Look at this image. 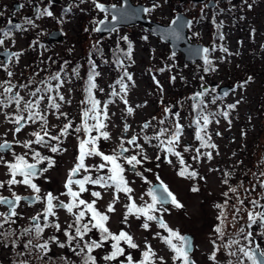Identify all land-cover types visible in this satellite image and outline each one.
I'll list each match as a JSON object with an SVG mask.
<instances>
[{"label": "rangeland", "instance_id": "374dc122", "mask_svg": "<svg viewBox=\"0 0 264 264\" xmlns=\"http://www.w3.org/2000/svg\"><path fill=\"white\" fill-rule=\"evenodd\" d=\"M117 1L121 0H57L54 3L50 0H0V38L5 41L1 46L6 48L4 51L22 53L18 60L13 56L8 63L4 60L0 61V83L10 81L16 86L14 92H19L27 101L36 99L29 94L37 87L41 88L43 93L46 83L42 82H50L54 90L51 93H44L45 100L40 104V110L47 116V130L50 135H59L60 129L69 120L73 125L69 130L70 134L62 136L57 142L62 149L57 153L50 152L48 146L36 144L32 145V149H26L22 143H19L17 149L27 154L26 158L29 161H33L32 152L36 150L43 153L41 156L51 157L55 161L54 166L48 168L47 172L35 178L36 184L41 189L39 194L42 197L52 188L53 193L60 194L62 201L65 202L68 196L62 194L66 193L65 183L70 170L77 163L78 138L84 137L82 131L73 133L72 129L81 125L82 110L88 106L86 103V105L81 103L86 101V96L81 94L79 89L82 90L85 83L84 77L87 75L89 62L97 60L101 63L103 60V64L107 65L100 66L97 96L100 98L101 108L108 101H112L108 103V120L105 121L107 127L104 129L111 138L104 140L101 137L100 149L102 148L105 154H111L117 149L122 136L129 139L135 135L139 137L137 143L144 148V152L138 158H142L143 155L148 157L141 165H137L136 171L130 169L123 160L120 161L125 167L124 176L132 192L119 193V200L114 205L115 211L108 213L110 217L107 222L108 228L116 234L121 230L127 231L133 237L134 242L140 247L130 249L125 244L124 248L126 254L132 255L134 261L141 259L142 250L146 244H150L157 256L164 258L162 264H180V261L173 260V251L160 238V236H168L169 233L166 229H161L156 221L149 222L150 228L147 230L142 228L145 220L142 215L137 217L136 214H130L127 223L124 222L127 213L125 206L131 202L129 196L137 206H145L152 202L148 194L152 186L156 182H163L183 207L177 208L170 203L164 205L167 211L154 214L158 217L162 216L165 223L181 235L187 232L194 234L195 247L191 256L195 264H230V262L237 264V257L240 254L230 256L228 253L235 252L239 245H232L230 249H226L225 245L230 240L239 239L241 244H245L247 242L243 236L250 230L253 232L251 237L253 244L250 246L259 244L264 248V235L261 234L262 229L259 225L248 228V211L253 210L250 201L257 200L264 205V187H261V182H264V175H261L264 173V0L259 2L254 0L255 3L249 0L246 5L245 3L233 4L230 7L225 5V11L218 9L217 13L210 12L209 8L201 5L186 4L188 14L186 15L192 18V25L195 22L190 31V39L194 43H203L210 49L207 55L212 61L211 68L215 70L209 71L204 70L209 66L202 61L186 62L180 52L173 54L167 42L153 35L142 25L119 26L102 36L95 30L97 24L102 18L111 19L112 16L108 11L98 9L96 3L117 5L114 4ZM141 1L148 2V0ZM17 2L22 6L14 10L13 6ZM36 3L41 8L38 14L34 13ZM171 5L172 3H168L167 0H159L156 9L146 16L167 23L169 18L167 14ZM45 11H50L53 15L42 14ZM12 18H17L16 22ZM29 19L33 24L28 23ZM16 25L21 27L16 28ZM54 28L60 29L65 39L60 42L48 41V33ZM5 31H10L11 35L4 37ZM146 31L147 42L143 38ZM125 37L127 39H124ZM130 47H133V59L130 58L129 63H126L125 70L132 79L128 80L127 77L125 79L127 84L125 94L121 92L120 85L114 82L117 70L115 61L117 54ZM213 47L215 51H211ZM223 49H227V52ZM108 64L111 66L108 67ZM167 66H170L171 70H166ZM122 70L124 68L118 71ZM8 71L13 73L11 77L7 75ZM57 73L64 81L58 89L59 94L65 97L64 101L59 100L55 90L58 81L50 79ZM249 77L252 78L251 81L243 88L238 87ZM21 85L27 87L21 88ZM223 85L230 86L227 95L221 94L219 100L213 102L214 94L217 95ZM113 89L120 95L108 100L112 96ZM198 90L205 94L193 100L192 96ZM0 92H3V88H0ZM49 95L56 96L57 102L61 104L59 111L67 113V118L57 119L56 110L47 108ZM121 95L127 99V105L120 98ZM199 101L203 103L205 114L208 109L217 114L206 130L211 137L210 143L215 144V148L202 147L195 138L197 129L188 111L190 105L195 106ZM230 104H235L236 107L229 109L227 106ZM21 106L23 107V102ZM127 107L134 109L132 114L127 113ZM165 109H171V112H166ZM8 110L10 115L15 113V105L10 106ZM224 111L228 112L227 118L219 114ZM176 113L178 115H174ZM217 120L219 123L216 122ZM146 122H150L147 129L143 128ZM176 123L183 126L176 151L183 155L184 165L180 164L179 158L173 155H168L166 158L165 152L158 147L156 149L155 145L158 144L156 139H153L151 144L143 139L145 135L154 137L162 128L172 130ZM125 124L130 126L126 133ZM13 127L14 125L9 122L1 126L0 130L8 132L9 137L13 138ZM40 130L39 122L29 124L16 139L21 142L34 140L35 137L31 133ZM167 135H170V131L166 133ZM166 136L161 139H166ZM125 146L130 148L129 153L125 155L139 153V149L127 144ZM185 147H189L190 150L185 151ZM197 148L200 149L199 158L194 160L192 157L197 156L195 151ZM208 152H211V159L205 155ZM158 155L159 160L156 159ZM14 159L15 156L9 154L10 162ZM168 159H171V164L168 163ZM45 161L40 164V168L48 166V161L47 163ZM86 161V168L94 167L89 173L92 178L97 174L99 176L109 174L108 168L101 170L96 167L103 163L101 157L89 156ZM182 167H187L189 172L195 171L198 175L192 178L181 177L178 172ZM137 171L141 174L138 175ZM5 173L4 167L0 168V177L7 180L8 175ZM86 186L88 189L81 194V198L88 202L96 200V208L102 213L107 212L108 204L113 200L114 186L107 189L91 183ZM94 186L100 187V198L95 199L91 195L96 190ZM193 187L198 188L199 191H192ZM231 188H235L236 191H230ZM12 192L22 194L33 191L28 186L20 190L13 185L9 189V193ZM240 200L244 203L240 204ZM22 205L13 223L21 230L14 233L11 224L8 232L12 235L6 240L4 236H0V242L12 243L22 236L23 244L16 243L19 247L13 244L12 249L0 246V264H21L22 261H26L27 264H65L62 258H67L71 264H81L80 257L75 254L66 255L65 248H60L55 243L49 244L51 253L43 255L42 259L38 258L39 253L35 248L29 252L24 247L29 240H32L33 244L43 243L50 237L56 236L61 242H66V237L63 230L57 231L51 226L44 229L40 237L42 239L39 240L35 237L34 231L22 235L23 230L31 226V217L43 210V208L38 210L34 205L25 206V203ZM217 205L223 207L218 208ZM237 209L239 212L236 211ZM255 210L264 211V208ZM56 213V217L53 218L60 223L61 229L66 228L71 220L70 213L63 208H57ZM221 213H224L223 237L215 231V228L221 224V220L218 219ZM42 220L41 218L42 225L47 223ZM242 227L245 233H240ZM158 232L160 236L156 235ZM91 236L89 233L88 237ZM174 242L178 243V241ZM217 246L219 251H216ZM110 250L109 245L104 249H98L97 264H119L120 260L125 259L121 256L117 261H105L103 257ZM14 252L18 253L15 258ZM214 252L215 261L210 259ZM245 264H250V261H246Z\"/></svg>", "mask_w": 264, "mask_h": 264}, {"label": "snow or ice", "instance_id": "6c2138e0", "mask_svg": "<svg viewBox=\"0 0 264 264\" xmlns=\"http://www.w3.org/2000/svg\"><path fill=\"white\" fill-rule=\"evenodd\" d=\"M158 5H153V8H145L143 9L144 12H150L155 9ZM96 7L100 9L101 11L107 12V9L105 5L101 3H96ZM250 7V5H249ZM44 15L52 16V12L45 11L42 13ZM113 19H116L115 16H113ZM179 17H177V20ZM177 20H173L172 23L176 24ZM29 24H33L32 20H28ZM103 23V22H101ZM190 26V22H189ZM16 28H20V25H16ZM96 31H100V28L95 29ZM11 35L10 31L3 32L4 37H8ZM174 37H179V32H177L175 29L169 34ZM223 37L221 36V39ZM124 39H127L125 37ZM4 39H0V45L4 44ZM204 55V62L209 67H205V71L209 70H215L211 68L212 61L208 59V53L210 49L204 48L203 50ZM211 51H215V48L211 49ZM223 51L227 52V49H223ZM22 55V53L16 52L11 53L9 59L11 57H16L18 60L19 57ZM130 55V53H129ZM122 64V62H120ZM6 68V66H5ZM163 71V69H161ZM7 75L11 77L13 75L12 72L8 71ZM99 75V73L95 72V66L93 64L92 71L90 72L88 82H87V88L85 89L87 93L86 101H82V104H87L88 106L83 108L82 110V123L81 125L77 126L74 130L75 132L79 133L82 130L87 134L86 139H80L78 143V151L79 155L77 157V163L74 165V167L70 170L68 179L65 183L66 193H63L62 195H67L71 197L70 202L65 203L64 201L60 200L59 197H56L53 195V193L48 192L45 196L41 197L39 193L41 192L40 187L34 182V179L44 172L48 171V168H51L54 166L55 161L51 157H44L41 156V153L39 151H33L32 156L35 162H29V160L26 158L27 154L24 155H15L14 161L8 162L4 161L3 156H0V163H4L6 167L8 168L10 178L5 181H0V188H3L5 186V183L8 185L9 188L13 185L17 184H23L28 186L32 189L34 195L31 197H22L18 194L13 193V198H8L4 196H0V204L8 205L9 211L5 213H0V228H3L5 224L14 223V217L18 215L16 208L19 205L21 200H26L29 203H36L43 201L44 202V208L42 212L37 213V215L31 217L32 224L29 228H26L23 230V234L32 233L35 232V237L37 240L41 237L43 231L47 227H54L57 231L63 230V233L66 237V242H61L58 237L52 236L49 238L48 241H44L43 243H35L33 244L32 240H29L27 244L24 245L26 249L31 252V249L35 248L38 250L39 256L38 258L42 259L43 255L47 254L50 250L49 244L55 243L60 248L68 247L71 252H73L75 255L79 256L81 258V264H97L96 256L93 255V251L95 249L102 248L104 243L107 241H111V249L112 251L105 255L103 259L107 262H113L117 261L119 257L123 256L125 257L124 260H120L119 264H162L163 257H158L156 252L152 249V246L150 244H146L145 248L141 252V259L138 261H134L133 257L130 253L125 252V248L121 245V242H124V244L127 245L130 249H137L140 246L134 242L133 237L124 230H121L118 234L113 233L110 231V229L107 226V222L109 221L110 217L108 213L114 212L115 207L114 205L119 200V193L123 192L125 194L131 193L132 189L128 185V181L124 176L125 173V167L122 163H120L121 160H123L127 165L131 166L132 170L136 171V166L141 165L144 160H147L148 157L146 155H143L142 158H138L139 155H141L144 152L143 145L137 143L139 137L138 136H132L129 139H125L123 136L120 138V143L117 147V149H114L111 154H105L104 152L100 151L97 147L98 141L101 139V137L104 140L110 139V134L104 130L107 125L105 121L108 120V103H111L112 101H108L103 105L101 108L100 104L101 102L97 100L94 97L93 90L97 87L95 83V77ZM125 76H127L128 80H131V76L128 75L125 72ZM51 80H57L58 83L55 85V90L57 91V96L59 97L60 101H64L65 97L61 94H59L58 89L62 86L64 83L63 80L60 79V74L57 73L56 75L52 76L50 78ZM251 77L248 78L247 81H244L243 83L239 84L238 87L243 88L249 81H251ZM46 83V87L43 89V93L41 88L37 87L35 91H32L29 95L32 97H36L34 100H24V97L20 95L19 92H14L15 85L11 84L10 81H4L3 83H0V88H3V92H0V109H7L12 105H15V113L8 114L4 113L5 119L11 122L15 127L12 130L13 133H20L26 126L29 124H37L39 122L40 131H34L31 133L33 137H35L34 140H27V141H16V143H22L23 147L26 149H32V145H45L50 148V152L57 153L58 151H61L59 143L53 145L51 144V141H57L59 142L62 136L69 135V130L73 127L71 120H69L68 123H66L61 129L59 135H50L49 131L47 130V116L44 112L40 110V104L41 101L45 100L44 93H51L54 89L50 82H42ZM117 83L120 85L121 92L127 93V84L124 81V78L121 77ZM21 88H26L27 85H21ZM102 91V89H101ZM40 94V95H38ZM204 92H198L196 93L197 97L204 96ZM113 96L120 95V93H117L115 90L112 92ZM224 95H227V93H224ZM123 102L127 105L128 101L125 99L124 95H121L120 97ZM48 109H54L56 110V116L57 119L60 117L67 118V113L60 112L61 104L57 102L56 96L49 95L47 97ZM23 102V107L21 106ZM215 102V100H213ZM70 103V101H69ZM238 103V102H237ZM139 107V106H137ZM194 107L197 109H200L195 118L193 123L196 126V132H195V138L201 142L202 147H210L215 148L216 145L210 143V135L207 133V128L209 124L212 122V118L217 115L216 113H207L205 114L203 108L201 107V103H197ZM229 109H234L236 107L235 104H230L227 106ZM128 114H132L134 109L132 107H127L126 109ZM166 112H171V109H165ZM26 113V115H25ZM220 115H223L225 118L228 117V112L224 111L222 113H219ZM178 115V113L174 114ZM89 121H92L93 123H89ZM219 123V121H216ZM163 123V121H161ZM150 126V122H146L143 125V128L147 129ZM129 125H124V132L126 133L129 129ZM93 131H96L97 135H92L91 133ZM170 135L166 136V133H169ZM183 133V126L179 123H176L173 126L172 130L169 129H161L154 137H149L145 135L143 139L151 144V141L153 139H156L158 141V144L155 145V147L160 148L162 152L166 153V158L168 155H173L177 158H179V162L181 165L185 164L183 155L181 152L176 151V147L179 144V141L181 139ZM166 139H161V137H165ZM207 137V139H206ZM47 138V139H46ZM125 144L130 145L136 149H139V153L133 154V155H125L126 153H129L130 148L126 147ZM10 148V143L5 140L3 143H0V151L7 150ZM185 151H189V147H185ZM197 156H193L192 158L194 160L199 158L200 149L197 148L196 150ZM207 157L211 159V152L206 153ZM88 156H99L102 158L103 163H100L98 166V169H109V174L106 176H98L97 178L93 179L91 175H86L82 179H73L76 177L81 170L88 171V169L85 166V159ZM157 160L160 159V156L158 155L156 157ZM48 161V166L45 168L38 169L37 165L42 163L43 161ZM168 163H172L171 159H168ZM150 171V170H149ZM137 174L140 175L137 171ZM178 175L181 177L188 176L190 178L196 177L198 175L195 171H188L187 167H182ZM261 175H264L262 173ZM17 177H20L21 179H18ZM91 183L93 185H100L102 188H111L114 186V193H113V200L108 204L107 212L102 213L97 210L95 207L96 201L93 200L92 202H88L81 197V193H84L87 191V188L85 187L86 184ZM225 183L227 181L225 180ZM78 185V190L73 189V185ZM261 187H264V182H261ZM161 188H162V195H157L156 189H150L149 195L152 198V202L146 204L145 206H137L134 200H132L131 196H129V200L131 201L128 205L125 207L127 208V213L124 217V222L127 223L128 215L130 214H136L137 217L143 216L145 217L144 223L142 224V228L149 229L151 221H156L159 224V227L161 229H166L169 233L168 236H160V233L158 232L156 235L160 236V238L166 243L169 248L173 251V260L174 261H180V264H195L194 261L191 260L190 257V249H191V243L188 240L187 237L181 235L179 232L174 231L172 228H170L163 220L162 216L158 217L156 212L161 211H167L166 208H164V205L166 203H171L177 208H182L183 205L176 199L175 195L169 191L168 186L163 184L161 182ZM192 191H199L198 188L193 187ZM230 191L235 192V188H231ZM93 197L100 198L101 193L99 191H93L91 193ZM227 196V193H225ZM240 204H243L244 201L240 200ZM250 203L253 206V210L248 211V228L251 229L253 225H259V227L262 229V235H264V211H256V208H264V205H261L259 201L252 200ZM159 205V207H157ZM83 206V207H81ZM217 207H223V205H217ZM57 208H63L66 209L68 213H70L73 216V223L69 224L66 228L61 229V225L59 222H53L51 224L44 223L41 224V217H43L45 220H48L49 217H56V209ZM239 212V209L236 210ZM90 214V218L87 220V222H84L86 215ZM223 217L224 213H221L220 217L218 219L221 220V224L218 225L215 228L216 233H218L221 237L224 235L223 231ZM93 229H96L100 233V239L99 240H85V236L90 233ZM240 233H245V229L242 227L240 230ZM9 235H12L10 232H4L0 233V236H4L5 240ZM253 236L252 231H247L243 239L247 242L245 244H241V241L239 239L230 240L227 245H225L226 249H230L232 245H239L237 250L235 252L229 251L230 256H237V253L240 255L237 257V264H245L246 261H250L251 264H264V248H261L259 244H256L255 247H252L250 245L253 244V241L251 237ZM174 241H178L174 242ZM73 242H75V246H73ZM14 245L16 241L12 242ZM213 244H215V241H213ZM216 251H219V246H217ZM65 260V264H71L70 261L67 260V258H62ZM210 259L215 261L216 255L215 252L210 256ZM21 264H27L26 261H22ZM231 264V262H230Z\"/></svg>", "mask_w": 264, "mask_h": 264}, {"label": "water", "instance_id": "95a60500", "mask_svg": "<svg viewBox=\"0 0 264 264\" xmlns=\"http://www.w3.org/2000/svg\"><path fill=\"white\" fill-rule=\"evenodd\" d=\"M51 1H55V0H51ZM121 1H122L121 5H106V3H101L105 5L107 11L112 16L111 19L104 17L98 22L96 29L97 28L101 29L100 31H97V32H99L102 36L107 33L112 32L115 28L119 26L142 25L143 27L148 29L153 35L167 42L173 54H176L178 52L183 54L184 60L186 62L188 61L191 63H194V62L196 63L197 61H202L203 63H205L204 62L205 54L203 53L202 50L208 47L203 43L192 42L188 34V29L190 27L189 22L191 25L192 19L189 16H187L185 13L179 12L176 14V16L173 18V20H177V17H179L176 24L172 23L173 20L169 24H164L148 16L145 17V15L147 14V12L143 11V9L147 8L145 4L143 3L135 4L132 0H121ZM20 8H21V4L19 2H17L13 6L14 10L20 9ZM34 12L35 13L39 12V5L37 3L35 4ZM113 16H115L116 19H113ZM173 29L179 32L178 38L169 35L173 31ZM48 39L50 41H62L63 32L61 30L52 31L49 33ZM11 53H14V52L0 50V59L4 58L6 62H8ZM228 90H229V86H222L220 88V93H225ZM198 92L200 91L199 90L196 91V93ZM196 93L193 96L194 100L200 98L196 96ZM37 167L39 169L40 165H37ZM129 168L132 169L131 166H129ZM152 189H156L157 195L163 194L162 188H161V182H158V183L156 182L152 186ZM166 204H170V202ZM183 236L187 237L191 243L190 257H191V260L194 261V259L191 256V253L193 252L194 247H195L194 234L187 232ZM255 245L253 247H255Z\"/></svg>", "mask_w": 264, "mask_h": 264}, {"label": "flooded vegetation", "instance_id": "af4514ba", "mask_svg": "<svg viewBox=\"0 0 264 264\" xmlns=\"http://www.w3.org/2000/svg\"><path fill=\"white\" fill-rule=\"evenodd\" d=\"M51 1V0H50ZM149 1H150V3H149ZM253 1V3H255V1L254 0H252ZM260 0H257L256 2H259ZM52 3H54V2H57V0H55V1H51ZM121 2L122 1H117L116 3H114V4H117V5H121ZM136 4H138V3H144L146 6H147V8H149V9H151V8H153V5H158V3H159V0H148V2H146V1H141V0H138V1H134ZM167 2L168 3H172V5H171V7H169V11H168V20H167V23H164V24H169L172 20H173V18L176 16V14L177 13H179V12H183V13H185V14H187L186 13V10H187V8H186V4H197V5H201V6H204V7H207V8H209L208 10L210 11V12H213V13H217L218 12V9H221V11H223L224 10V6L226 5V7H230L231 5L233 6V4H239V3H241L242 5L245 3V5L249 2V0H167ZM99 3V2H98ZM101 3H105V2H101ZM38 4V3H37ZM211 4V5H210ZM244 5V6H245ZM21 6H22V4H21ZM42 9H43V7H42ZM155 9H156V7H155ZM204 10H206V9H204ZM41 11V8H40V6H39V12ZM225 11V10H224ZM38 12V13H39ZM152 11H150V12H147V14H149V13H151ZM192 12V11H191ZM35 13V12H34ZM38 13H35V14H38ZM188 15V14H187ZM191 18V17H190ZM13 19V21L14 22H16V20H17V18H12ZM192 19V18H191ZM194 24H195V22L193 23V25H192V21H191V25H190V27H189V29H188V34L190 35V31H192V28H193V26H194ZM55 30H60V29H58V28H54V29H51L50 31H49V33L50 32H52V31H55ZM49 33H48V35H49ZM191 36V35H190ZM189 36V37H190ZM1 39V38H0ZM63 39H65V35L63 34ZM48 41H49V39H48ZM50 42H56V41H50ZM57 42H60V41H57ZM6 48H4L3 46H1L0 45V50L1 51H3V50H5ZM15 53V52H14ZM1 60H4V62H6V60L4 59V58H1L0 59V61ZM9 62V61H8ZM8 62H6V63H8ZM8 113V114H10V111L8 110V108L7 109H1V111H0V114L1 115H3L2 116V118L0 119V127L1 126H3V125H6V124H8L9 122H7L8 120H6L5 119V115H4V113ZM0 115V116H1ZM4 123V124H3ZM89 123H91V122H89ZM15 127V126H14ZM14 127H13V129H14ZM24 130V129H23ZM72 132L73 133H76L75 132V130L74 129H72ZM19 133H15L14 134V136H13V138H10L9 137V134H8V132H4L3 130H0V143H3L5 140H7L9 143H10V148L9 149H7V150H3V151H0V156H3V159H4V161H8V162H10V160H9V154H13V156H15V155H24L22 152H21V150H19V149H17V147L19 146V143L17 144L16 143V141H18L17 139H16V137H17V135H18ZM92 135H97L98 133L96 132V131H93L92 133H91ZM82 135L84 136L82 139H86L87 138V134L82 130ZM47 139V138H46ZM54 143H57V141H51V144H54ZM101 141L99 140L98 141V144H97V147L99 148V150L100 151H102V148L100 149V147H101ZM36 151H38V150H36ZM41 153V152H40ZM15 154V155H14ZM41 154H43V153H41ZM79 155V154H78ZM89 157V156H88ZM88 157H86V159H85V163L87 162L86 160H87V158ZM92 157H94V156H92ZM29 160V159H28ZM14 161V160H13ZM29 162H35L34 161V159H33V161H29ZM46 162V161H45ZM47 163V162H46ZM41 164V163H40ZM40 164H38V165H40ZM86 166V165H85ZM4 167V170H5V174L6 175H8L7 176V180L10 178V174H9V171H8V168L6 167V165L4 164V163H0V168H3ZM43 168H44V166H43ZM94 168V167H93ZM93 168H87L88 169V171H84V170H81V172L76 176V177H74L73 179H82L84 176H86V175H90L89 173H90V171L93 169ZM69 176V175H68ZM99 175L97 174L96 176H94V178L93 179H95V178H97ZM18 179H21L20 177H17ZM7 180H5V179H3L2 177H0V181H7ZM67 181V180H66ZM34 182L36 183L37 182V180L36 179H34ZM14 186H17L18 187V189H22L23 187H26V185H23V184H17V185H14ZM78 185H73V189L74 190H78ZM85 187L88 189V186H86L85 185ZM95 188H96V190L95 191H100V187L98 186V187H96V186H94ZM9 187H8V185L7 184H5V186L3 187V188H0V196H4V197H8V198H13V193H15V194H18V195H20V196H22V197H30V196H33L34 195V193L33 192H28V193H18V192H12V193H9ZM53 189L52 188H50L49 190H48V192H51V193H53V191H52ZM24 191V190H23ZM65 191H67L66 190V188H65ZM31 193V194H30ZM82 194V193H81ZM40 195V194H39ZM53 195L54 196H56V197H59V199L60 200H62V197L60 196V194H56V193H53ZM41 196V195H40ZM42 197V196H41ZM81 198V197H80ZM95 199H97L96 197H95ZM70 200H71V197H67V199L65 200V203H68V202H70ZM96 201V200H95ZM91 202H92V200H91ZM97 202V201H96ZM23 203H25V206H37L38 207V210H39V208H44V204L42 205V203H44L43 201H40V202H36V203H29L28 201H26V200H21L20 201V203H19V205L17 206V208H16V211H17V213L19 214V209H20V207H22L23 205ZM42 205V206H41ZM96 205V204H95ZM36 207V208H37ZM81 207H83V206H81ZM96 207V206H95ZM2 208V209H1ZM0 210H1V212L0 213H5V212H8L9 211V207H8V205H5V204H0ZM66 210V209H65ZM98 210V209H97ZM99 211V210H98ZM101 212V211H100ZM71 215V214H70ZM17 217V216H16ZM15 218V217H14ZM13 218V219H14ZM43 220H45L43 217H41ZM50 218V217H49ZM90 218V214L89 215H86V217H85V220H84V222H87V220ZM73 216L71 215V220H70V222H69V224H72L73 223ZM42 220V221H43ZM45 221H47V223H53V222H57V220L55 219V218H51L50 220H45ZM11 224H12V231L14 232V233H16V232H19L20 230H21V228L20 227H18L17 225H13V223H10V224H5L4 225V227L3 228H0V233H4V232H8L9 231V228L11 227ZM90 234L92 235L91 236V238H89L88 237V235H89V233L85 236V240H99L100 239V233H99V231L98 230H96V229H93L91 232H90ZM118 234V233H117ZM22 237V236H21ZM21 237H19V238H17L16 240H14V241H16V243H22L23 244V241H22V239H21ZM13 242V241H12ZM15 243V244H16ZM17 245V247H19V245L18 244H16ZM110 246L111 247V241H107V242H105L104 243V245H103V247L101 248V249H104L106 246ZM0 246L3 248V247H9V248H11L12 249V246H13V243H9L8 241H6V242H0ZM1 250V249H0ZM112 251V249L110 250V251H108V253H110ZM69 253L70 254H74L73 252H71V250L69 251ZM98 253H99V251H98V249H95L94 251H93V254L94 255H98ZM14 258L16 257V256H18V253L16 252H14Z\"/></svg>", "mask_w": 264, "mask_h": 264}, {"label": "trees", "instance_id": "16d2710c", "mask_svg": "<svg viewBox=\"0 0 264 264\" xmlns=\"http://www.w3.org/2000/svg\"><path fill=\"white\" fill-rule=\"evenodd\" d=\"M148 34H147V31L145 32V34L143 35V38H144V40L147 42L148 40ZM133 47H130V48H128V49H126L124 52H122L121 54H117L116 55V59H117V61H115V65H116V68H117V70H116V76H115V78H114V82L115 83H117V81H119L120 79H121V77H123L124 78V81H125V83H126V77L127 76H125V72L129 75V73H128V71H126L125 69L127 68L126 67V63L129 61V59L131 58V60L133 59ZM132 51V52H131ZM129 53H130V55H129ZM114 61V60H113ZM120 62H122V64L120 63ZM104 62H103V60H101V63H99L97 60H91L90 62H89V65L87 66V75L84 77V80H85V83L83 84V88H82V90L81 89H79L80 90V92H81V94H84V96H86L87 97V93H86V91L84 90V88L86 89L87 87H85V84L87 85V82H88V78H89V75H90V72L92 71V68H93V64H94V66H95V72L96 73H100V66L101 65H107V64H103ZM129 63V62H128ZM111 65H109L108 64V67H110ZM121 68H124V70H122V71H118L119 69H121ZM166 70H171V67L170 66H167L166 67ZM98 76L99 75H97L96 77H95V83H96V85H97V87L93 90V93H94V97L97 99V100H99L100 101V98L97 96V90L99 89L98 87H99V84H98ZM131 76V75H130ZM173 78H175V76H173ZM80 79V78H79ZM81 81H83L82 79H80ZM82 83V82H81ZM223 86H225V85H223ZM226 86H228V85H226ZM212 87V89H215V87L214 86H211ZM222 87V86H221ZM220 87V88H221ZM217 88V87H216ZM229 88H230V86H229ZM114 90V89H113ZM113 90L111 91V95H112V92H113ZM83 91V92H82ZM229 91V90H228ZM227 91V92H228ZM201 92V91H200ZM214 93H216V92H214ZM226 93V92H225ZM221 94H224V93H220V91H219V93H217V95L216 94H214V100L215 101H218L219 100V98L222 96ZM119 95H116V96H111L108 100H113V99H115L116 97H118ZM192 99H193V96H192ZM194 100V99H193ZM197 103H201V107H203V103H202V101H199V102H196V104ZM195 104V105H196ZM83 105H86V104H83ZM219 107V106H218ZM219 108H221V107H219ZM200 109H197L196 107H194L193 105H190V110L188 111L189 113H190V116H191V118L193 117V120H192V123H193V121H194V118H195V116H196V114H197V112L199 111ZM213 111L212 110H207V112H206V114L207 113H212ZM192 125H194V124H192ZM199 141V140H198ZM200 142V141H199ZM201 143V142H200ZM156 149H157V147H156ZM188 171H189V169H188ZM40 239H42V238H40ZM44 240V239H43ZM123 243V244H122ZM121 245L124 247V242H121ZM261 245H262V242H261ZM69 251H70V249L68 248V247H65V254L66 255H68V254H70L69 253ZM49 252L51 253V251L49 250ZM94 255V254H93ZM64 256V255H63ZM77 256V255H76ZM96 256V255H95ZM64 257H66V256H64ZM79 257V256H78ZM98 257L96 256V259H97ZM249 263V262H248ZM250 264H251V262H250Z\"/></svg>", "mask_w": 264, "mask_h": 264}]
</instances>
